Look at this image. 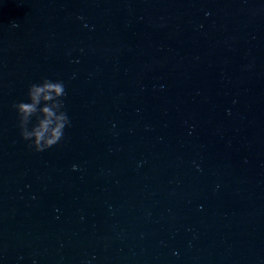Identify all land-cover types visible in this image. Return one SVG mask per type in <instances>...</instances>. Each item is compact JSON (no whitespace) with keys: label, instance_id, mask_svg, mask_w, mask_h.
Instances as JSON below:
<instances>
[{"label":"clouds","instance_id":"clouds-1","mask_svg":"<svg viewBox=\"0 0 264 264\" xmlns=\"http://www.w3.org/2000/svg\"><path fill=\"white\" fill-rule=\"evenodd\" d=\"M17 26L13 23V27ZM65 95L63 81L45 78L40 83L29 85L27 101L13 105L18 116L20 135L23 140L30 141L28 147L34 151H45L64 138V129L70 123L64 111L62 97Z\"/></svg>","mask_w":264,"mask_h":264}]
</instances>
